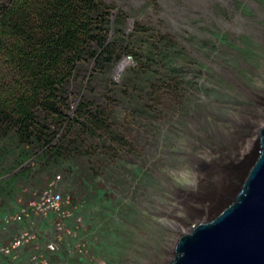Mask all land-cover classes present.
I'll return each instance as SVG.
<instances>
[{
	"label": "rangeland",
	"instance_id": "obj_1",
	"mask_svg": "<svg viewBox=\"0 0 264 264\" xmlns=\"http://www.w3.org/2000/svg\"><path fill=\"white\" fill-rule=\"evenodd\" d=\"M104 1L126 17L127 34L140 41L110 80L123 86L127 73L141 82L150 78L147 92L159 103H145L141 95L140 118L125 104L126 146L111 141L97 160H71L70 174L62 168L52 176L17 175L22 168L11 173L0 161V219L7 218L9 231L0 241L9 246L27 232L35 236L17 250L20 264H32L36 256L40 264L169 262L183 234L175 227L189 233L225 206L208 220L186 209L191 198L185 192L199 191L193 178L201 171L191 153L212 164L219 148L234 154L230 136L242 130L235 118L250 111L264 121V0ZM156 81L158 91L152 88ZM116 104L108 101L109 109ZM250 138L248 133L244 146ZM58 176L61 196L72 201L70 218L33 215L13 222Z\"/></svg>",
	"mask_w": 264,
	"mask_h": 264
},
{
	"label": "trees",
	"instance_id": "obj_2",
	"mask_svg": "<svg viewBox=\"0 0 264 264\" xmlns=\"http://www.w3.org/2000/svg\"><path fill=\"white\" fill-rule=\"evenodd\" d=\"M113 10L104 0H0V161L6 171L52 176L63 168L70 174L71 160H97L111 141L126 146L125 104L138 116L141 95L145 103H159L147 92L150 78L141 82L127 73L128 89L110 80L140 47L125 30L126 17ZM108 101L117 103L112 110Z\"/></svg>",
	"mask_w": 264,
	"mask_h": 264
},
{
	"label": "water",
	"instance_id": "obj_3",
	"mask_svg": "<svg viewBox=\"0 0 264 264\" xmlns=\"http://www.w3.org/2000/svg\"><path fill=\"white\" fill-rule=\"evenodd\" d=\"M235 196L211 220L183 234L165 264H264V128Z\"/></svg>",
	"mask_w": 264,
	"mask_h": 264
},
{
	"label": "bare ground",
	"instance_id": "obj_4",
	"mask_svg": "<svg viewBox=\"0 0 264 264\" xmlns=\"http://www.w3.org/2000/svg\"><path fill=\"white\" fill-rule=\"evenodd\" d=\"M124 64L119 68V73L123 72ZM235 123L242 130L240 132L236 131L230 136L229 144L234 154H231L230 151L225 147L219 148L215 153L218 161L213 162L212 164H207L204 160H202V157H195L191 153V157L201 167V171H199L198 175H195L193 178V181L195 182L199 191L195 193L190 191L185 192L186 197L191 198L188 199L191 202L187 201L185 203V207L188 211H192L194 213L193 216L195 218L205 216L204 220H208L224 205V208L227 206L225 203L235 196L237 189H239L238 187H240L239 185H241L243 181L242 179H244L243 173L245 167L250 164L253 156H256L261 138L260 133L264 128L263 119H259V116L254 113L250 114V111H245L239 118H235ZM248 133H250L251 138L247 142V145L244 146V142L248 137ZM175 229H177L180 233L182 232L183 234L188 233L181 226H176ZM193 229L194 226L192 230ZM180 237H178V240ZM178 240H176V243L173 246L174 254Z\"/></svg>",
	"mask_w": 264,
	"mask_h": 264
},
{
	"label": "built area",
	"instance_id": "obj_5",
	"mask_svg": "<svg viewBox=\"0 0 264 264\" xmlns=\"http://www.w3.org/2000/svg\"><path fill=\"white\" fill-rule=\"evenodd\" d=\"M132 57L129 58V61ZM62 177L58 176L54 180L50 181L47 187L40 193L38 199L31 204L29 209H25L21 214L17 215L13 222L22 221L28 219L33 215L39 217H48L50 215H57L59 219L70 218L71 214L66 210L72 204L71 198H64L59 192V186ZM33 233H25L20 238L16 239L9 246L0 247V257L2 256H13L14 253L21 249L26 243H29L34 239ZM49 252L56 251V245L50 243L48 245ZM41 258V257H40ZM40 258L38 256L34 257L32 264H40Z\"/></svg>",
	"mask_w": 264,
	"mask_h": 264
},
{
	"label": "crops",
	"instance_id": "obj_6",
	"mask_svg": "<svg viewBox=\"0 0 264 264\" xmlns=\"http://www.w3.org/2000/svg\"><path fill=\"white\" fill-rule=\"evenodd\" d=\"M6 211L2 212L3 214H5ZM6 219H0V238H1V235H8L9 234V231H8V228H7V225H6ZM5 221V222H4ZM8 240L7 238L5 239V241ZM4 245H2V241H0V247H2ZM20 251L19 252H15L13 256H2L1 260L2 261H8V263H4V264H20L22 261L21 259H19L20 257ZM2 263V264H3Z\"/></svg>",
	"mask_w": 264,
	"mask_h": 264
}]
</instances>
